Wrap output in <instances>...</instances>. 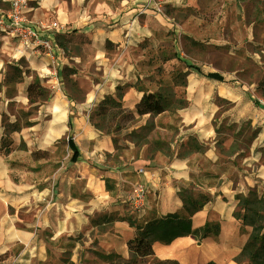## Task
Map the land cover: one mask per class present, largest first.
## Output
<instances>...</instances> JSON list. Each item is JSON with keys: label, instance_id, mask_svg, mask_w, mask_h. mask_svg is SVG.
<instances>
[{"label": "crops", "instance_id": "crops-1", "mask_svg": "<svg viewBox=\"0 0 264 264\" xmlns=\"http://www.w3.org/2000/svg\"><path fill=\"white\" fill-rule=\"evenodd\" d=\"M28 3L29 20L42 26L40 33L54 46L48 55L0 31V235L7 238L0 244L40 245L35 236L44 228L56 235L74 234L87 227L92 211L100 210L104 218L118 215L104 240L128 258L127 241L136 228L124 217L121 201L134 182L155 194L142 216L129 217L135 223L180 208L177 192L193 184L209 201L192 215V227L218 222L217 238L197 241L185 235L168 243L154 241L147 264H237L247 235L240 233L233 216L235 195L259 187L254 177L264 182L261 162L258 174L250 172L264 151V0ZM7 5L0 0V9ZM51 21L64 28L53 33L46 29ZM166 37L187 71V105L179 111L181 127L170 144L172 153L161 161L110 164L103 155L114 151L112 139L91 124L89 108L105 95L115 97L116 85H125L123 105L135 107L142 95L132 85L142 75L138 51L143 42ZM64 68L73 72L64 76ZM67 77L81 88L80 100L70 94ZM34 79L48 95L30 102L27 86ZM5 122L18 128L7 132ZM7 133L9 145L3 144ZM68 139L77 151L74 161ZM57 145L64 156L52 161L58 164L45 178L47 186L37 175L47 160H35L34 176L12 173L8 160L15 151L39 154ZM12 204L34 208V230L11 227L5 206Z\"/></svg>", "mask_w": 264, "mask_h": 264}, {"label": "rangeland", "instance_id": "rangeland-1", "mask_svg": "<svg viewBox=\"0 0 264 264\" xmlns=\"http://www.w3.org/2000/svg\"><path fill=\"white\" fill-rule=\"evenodd\" d=\"M174 48L172 39L168 37L162 38L159 43L143 42L141 49L138 51L140 54L138 64L142 75L140 77L137 76V78L132 81L134 87H142L150 91L159 90L166 94L170 100L169 109L158 114L146 113L137 115L135 113V107H126L121 102L122 111L116 114L106 113L96 115L94 112L103 98L90 106L89 115H94L93 119L95 121L100 122L101 125L104 124V131H109L108 135L111 137L114 145V151L112 153L103 155L104 160L108 161V163L111 164L113 162L116 163L122 160L128 161L133 159L161 161L163 159L166 160L171 155L172 151L170 144L173 142L175 135L181 127L179 111L183 107L178 108L179 103L182 101L187 102L185 93L186 79L176 77L174 74L177 69L182 70L181 66L183 65L182 60L177 57ZM184 80L185 85L183 84ZM66 82L70 94L80 100L82 98V90L77 86V81L67 77ZM11 90H13V88ZM12 92L13 91H11L10 94H12ZM35 98L39 100L41 96ZM11 105L13 104L11 103ZM109 107L115 109L112 106ZM127 112H132L134 117L130 119V117L127 116ZM106 127L109 128L106 129ZM12 128L16 129L18 127L17 125L6 123L7 132ZM11 142L7 133V136L3 140V144L9 145ZM19 146L22 145L20 144ZM11 148L13 149L15 147L13 146ZM63 156V149L57 145L49 151H43L39 154H24V152L17 150L8 162L10 166L14 168L12 173H15L16 176L24 172L34 176L35 168L32 165L35 160H47L42 164L43 169L37 174L38 176H43L42 185L44 187L47 186L45 178L56 168V164H58L52 161L58 159L62 161ZM260 162L264 165V151H261L258 162L255 163L253 161L250 165L251 173L258 174L256 171V164ZM202 163L205 164L204 161H202ZM223 167L225 166H221V168ZM254 179L258 181V194H262L264 197V182L258 177H254ZM134 184L144 185L140 181H136ZM194 186L195 185L192 184L184 188L191 189L193 191L192 194L195 196L197 193L201 192H198L200 190H196L195 188L197 187ZM112 187L113 185H110V190H112ZM145 188L146 196L144 207H146V201L148 202L151 200L152 196L155 195L152 190L147 187ZM251 188L254 187H250L249 189ZM121 203L123 204L122 211L124 217L129 219V217L137 216L134 208L126 198L125 201H121ZM237 208L238 205L236 204L234 211L237 210ZM5 212L11 219L9 221L11 227L27 231L35 229L36 225L33 207L29 205L16 206L12 204L5 206ZM103 215L106 214L102 213L100 210L92 211L87 227L85 229L81 228V230L71 235H56L50 229L44 228V230L35 236L36 242L40 244L37 246H27L18 242L7 243L4 246L0 244V264H106L108 258L105 255H107V253L114 254L111 264H119L121 261L120 259L124 257H122L120 253L114 251V249L108 247L107 242L104 240V238H106L105 234L113 231L114 225L112 221L117 218L118 215L111 213L108 218H104ZM236 223L240 233H245V235L248 236L250 227H242L238 219ZM0 227L2 226L0 225ZM7 231L8 229L3 232V235H6ZM1 239L6 240L7 238L0 235V240ZM116 255H118V257ZM148 261L151 262L150 259H148ZM143 264H147L146 259H144ZM241 264H247L245 257L241 259Z\"/></svg>", "mask_w": 264, "mask_h": 264}, {"label": "trees", "instance_id": "trees-1", "mask_svg": "<svg viewBox=\"0 0 264 264\" xmlns=\"http://www.w3.org/2000/svg\"><path fill=\"white\" fill-rule=\"evenodd\" d=\"M73 71L69 68H64L63 74L67 76ZM176 77L184 78L187 71L177 69L174 73ZM185 85V80L183 81ZM125 85H116L115 97L110 95L104 98L98 104L94 114L118 113L122 111L121 98ZM136 90L141 91L142 95L135 105V113L143 115L146 113L158 114L169 109L168 96L159 90L150 91L142 87H135ZM27 94L30 102H35V97L41 96L45 99L48 92L39 86V80L34 79L32 83L27 86ZM187 102L182 101L179 103L178 108L185 107ZM112 106L115 109H111ZM94 116V115H93ZM93 116L90 115L91 124L103 133L109 134L105 130L104 124L95 121ZM127 116L132 119L134 117L132 112H127ZM109 126V124H108ZM109 127H106L108 129ZM11 130H15L12 128ZM68 145L72 148L73 152L70 157L74 161L77 151L71 141L67 140ZM105 180L106 188L109 190L110 185ZM191 189L181 187L178 191L182 205L180 208L173 212H168L162 215H155L144 220L142 223H135L134 220L128 219V223L135 226V234L133 238L127 241L129 250L128 258H121L119 264H143L146 257L153 255L152 243L159 241L168 243L176 237L190 235L197 241H202L206 238L215 240L219 234L220 225L218 222L206 220L198 227H192L191 217L200 210L203 205L209 201L208 195L203 193L192 194ZM238 208L233 212L234 218L240 221L242 227L249 226L250 232L247 239L241 248L239 254L235 257L237 264H241V259L246 258L247 264H264V197L258 194L257 188H251L246 195L236 194ZM108 260L106 264H111L114 257L113 253L105 255ZM118 257V255H116ZM120 258V256H119ZM205 264H215L211 261Z\"/></svg>", "mask_w": 264, "mask_h": 264}, {"label": "built area", "instance_id": "built-area-1", "mask_svg": "<svg viewBox=\"0 0 264 264\" xmlns=\"http://www.w3.org/2000/svg\"><path fill=\"white\" fill-rule=\"evenodd\" d=\"M6 2L7 7L0 9V31L17 40L22 46L40 48L41 52L49 55L54 46L53 42L46 34L40 33L42 26L36 27L29 20V0H6ZM47 28L55 33L64 27L56 21H51L46 25ZM145 196L146 188L142 184H133L127 195V201L134 208L137 216H142L145 212Z\"/></svg>", "mask_w": 264, "mask_h": 264}, {"label": "bare ground", "instance_id": "bare-ground-1", "mask_svg": "<svg viewBox=\"0 0 264 264\" xmlns=\"http://www.w3.org/2000/svg\"><path fill=\"white\" fill-rule=\"evenodd\" d=\"M91 98V96H89Z\"/></svg>", "mask_w": 264, "mask_h": 264}]
</instances>
